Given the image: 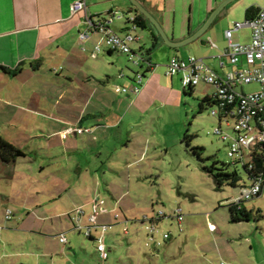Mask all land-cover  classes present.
Instances as JSON below:
<instances>
[{
	"label": "rangeland",
	"instance_id": "1",
	"mask_svg": "<svg viewBox=\"0 0 264 264\" xmlns=\"http://www.w3.org/2000/svg\"><path fill=\"white\" fill-rule=\"evenodd\" d=\"M253 1L257 6L264 4V0ZM235 15H231V22L244 20V10L241 17ZM249 34L248 27L237 31L239 42H246ZM130 44L137 49L136 43ZM79 47L75 52L84 57L80 64L84 72H76L73 78L65 75L67 63L58 60L44 65L36 75L25 71L9 75L0 70V135L25 153L10 163L0 160V264L32 260L36 244L46 246L42 241L60 247L62 244L52 237L59 231L70 236V243L78 237L88 250L97 251V240L105 242L102 234L98 232L92 245L84 226L80 233L72 227L77 222L78 205L87 201L85 207L90 212L93 199L98 211L117 208L121 216L132 219L127 223L129 232L136 225L142 226L140 232H144L145 222H135L143 215L153 217L162 211L165 216L155 223L159 228L156 238L161 240L160 232L169 231L170 237L187 240L186 246L180 243L166 258H160L162 264H206L197 252L198 243L193 244L196 239L214 240L212 235L216 233L208 229L209 223L225 239L226 234L237 236L242 229H264V184L259 195L243 200L251 210L259 209L260 217L237 222L229 219L228 203L237 198L248 179L243 165H235L227 155L226 142L212 132L217 118L210 113V106L199 110L202 96L180 88L178 99H169V104L159 106L157 111L153 105L137 115L133 108L125 112L127 98L132 94L131 77L142 67L122 51L108 54L102 48L96 58H91L88 50L81 51ZM87 65L96 71L89 79L84 78L90 73ZM20 66L21 63L12 68ZM231 67L226 65L224 70ZM122 87L129 90L122 92ZM242 89L256 91L258 84L247 83ZM83 105L87 108L80 112ZM94 107L99 110V119H92L94 124L100 123L94 125L98 129L93 133L87 130L85 125H92L88 118L81 124V133L62 135L59 130L76 126L78 115L92 114ZM222 127L230 131L229 126ZM212 164L223 165L227 171L234 169L239 177L236 185L225 181L217 188L213 175L204 168ZM93 189L96 194L90 197ZM177 207L182 212L180 224L172 214ZM6 210H10L8 220ZM39 227L45 229L46 237L22 232ZM142 248L147 250L146 245ZM29 251L32 256L26 255ZM59 256L53 254V263H58Z\"/></svg>",
	"mask_w": 264,
	"mask_h": 264
},
{
	"label": "crops",
	"instance_id": "2",
	"mask_svg": "<svg viewBox=\"0 0 264 264\" xmlns=\"http://www.w3.org/2000/svg\"><path fill=\"white\" fill-rule=\"evenodd\" d=\"M72 1L0 0V65L12 68L21 63L20 72L25 71L28 75H36L44 65L49 66L57 60L64 61L67 63L66 77L73 78L72 75H75L76 72H84L80 66L84 62V57L76 54L77 46H80L81 51L88 50L91 58H96L97 54L103 50L107 51L105 47L103 50L101 48L99 51H93V45L101 36L96 31L90 32L84 40L79 38V32L86 29L84 15L92 18H104L108 27L116 33L119 31L120 35L126 33L136 35V38L130 43H136V50L142 51L153 63V66L145 72L146 79L141 82L140 90L137 93L132 92L127 98L129 103L125 112L133 108L136 115L143 110L150 109L153 105L156 111L159 106L166 107L169 104V99H178L180 88L184 91L180 84V74L168 75L165 72V62L170 55L181 58H186L189 55L202 57L205 63L216 72L226 71L224 70L225 66L230 64L227 59L220 56V53L223 52L227 44L224 32L231 26V15L234 13L239 18L244 10L245 19L246 7L255 5L253 0L240 2L236 0H84L85 10L76 12L71 9ZM144 12L149 13L157 21L165 32V39L161 37L157 27ZM138 14L147 20L145 28L136 25L133 28L132 24L127 21L128 17ZM239 30L233 31L232 40L239 42L237 37ZM133 49L134 47H132ZM87 69H90V73L83 76L89 79L96 71L91 70L89 65H87ZM120 75L124 77L122 72ZM199 84H203V86L196 89ZM93 90L98 91L99 89L94 87ZM213 91L214 88L211 85L200 82L193 87L191 92L205 97L211 95ZM86 108L83 105L80 112L85 111ZM93 111L94 113H87L86 116L80 113L76 126L82 127L84 119L89 118L92 125H85V127L93 133L97 128L94 125L100 124L93 122L94 119H99L96 114L99 110L94 107ZM59 131L65 135L64 129ZM95 191L93 189V194H90V197L96 194ZM86 205L88 202L84 201L77 207L83 209V212L77 216L80 225L83 217H85L84 223L87 224L86 216L89 210L86 209ZM243 206L246 207L244 203ZM248 209L250 210V208ZM115 213L118 216H115ZM143 217L147 216L143 215L141 218ZM95 220L98 225H105V229H98L99 226H97L93 229L95 232L91 230L90 235L86 237L94 245L95 236L99 233L102 234L108 252L107 259H100L97 251L84 247V242L77 239L78 237H76L75 243H70V236L67 237L68 242L60 243L58 234L64 232L59 231L52 237L62 244L60 247L57 245L53 247L42 241L46 244L44 246L39 242V245L36 244L38 249L32 260H26L23 264H56L53 263V254H61L57 258L59 260L57 264H137V262L138 264H162L160 258H166L168 252L172 249L175 250L177 246L181 245L180 243L183 244V247L187 243V240L180 236L170 237V232L167 231L169 238L162 237L161 240L158 238L159 244H146L145 226H143L144 232H140L142 226L137 227V225L129 232L127 223L132 219L124 214L121 216L117 208L108 212H103L100 209L95 215ZM138 221L135 224L141 225L145 222L140 219ZM177 223L180 224V222ZM75 226L76 223H73L74 231L80 233V229ZM179 229H181L180 226ZM208 229L216 233L212 235L214 240L209 242L196 239L193 244L198 243L199 250L197 252H199V257L206 261V264H212L210 262H215L214 264H264L263 227L255 226L253 231L242 229L238 231L237 236L226 234V239L225 235L217 231L213 223L208 224ZM43 230L45 229L41 227L38 230L25 228L22 232L29 231L31 234L46 237V232ZM140 233H142V237ZM143 236H145V244ZM107 237L108 239H106ZM143 245L147 246V250L142 248ZM64 248L66 251L63 255ZM32 254V251H29L26 255L32 256ZM44 258L48 261L46 262Z\"/></svg>",
	"mask_w": 264,
	"mask_h": 264
},
{
	"label": "built area",
	"instance_id": "3",
	"mask_svg": "<svg viewBox=\"0 0 264 264\" xmlns=\"http://www.w3.org/2000/svg\"><path fill=\"white\" fill-rule=\"evenodd\" d=\"M86 3L84 0H73L71 9L73 11L85 10ZM133 16L127 18L133 23ZM86 29L79 32V38L84 40L90 32L100 33L99 39L93 46V51H99L105 47L110 51H122L133 60L135 64L142 67V71L136 70L130 90L137 93L140 90L141 82L144 78V71L150 69L153 63L140 50H132L130 42L136 38L133 33L118 34L108 27L104 18H92L84 15ZM244 27L250 28V36L247 42L241 43L232 40L233 31ZM227 44L221 57L227 59L232 66L223 73H218L211 69L205 63L202 57L194 55L181 58L170 55L165 62V72L168 75L180 74L181 86H195L200 82L211 85L214 88L212 93L213 104L210 107V113L217 118V125L213 128V133L217 134L228 147L227 155L232 157L234 164H247V168L252 170L248 174V182L239 189L237 198L232 199L233 203L238 204L241 200L251 199L261 193L264 184V169L262 171H253L252 157L264 152V4L258 6L256 14L252 17L245 18L242 21L234 20L231 26L225 30ZM258 84L256 91H243V85L247 83ZM239 88V89H238ZM118 89V88H117ZM125 92L127 89L122 87ZM230 127L226 131L222 125ZM82 127L69 126L64 132L73 131V133L82 132ZM96 199L91 203V210L87 214V224H79L77 219L76 228L85 227L86 236L90 235L92 227L98 225L95 220V214L98 211ZM77 208L76 213L79 215L83 211ZM158 214H161L159 212ZM177 222L182 219L181 208H176L172 213ZM118 216L117 213L114 214ZM5 218H10V210L5 211ZM146 244H159L155 234L158 227L154 222L146 221L145 224ZM161 231V230H159ZM162 237H168V232H160ZM61 243L67 242V236L64 233L58 235ZM102 238L96 243V250L102 259L107 256V249Z\"/></svg>",
	"mask_w": 264,
	"mask_h": 264
},
{
	"label": "trees",
	"instance_id": "4",
	"mask_svg": "<svg viewBox=\"0 0 264 264\" xmlns=\"http://www.w3.org/2000/svg\"><path fill=\"white\" fill-rule=\"evenodd\" d=\"M257 10H258V6H255L253 4L247 6L246 9H245L246 18L252 17L254 14H256ZM133 18H134L133 19V23L136 26H139L140 28H145L146 27V21L147 20L143 16H141V14L133 16ZM146 51L148 52V50H146ZM107 52H111V51L107 50ZM19 69H20L19 67L11 69L8 66L0 65V70L4 71L6 73H9V75H15L16 71H19ZM148 70L149 69H146L144 71V75H145V72H147ZM131 78L133 80V77H131ZM193 87L194 86H189V87L186 86V87H183V89H184V91H187V92L191 93ZM212 104H213L212 94L208 95V96H205V97L203 96L199 100V110H201L202 107H204L205 105H208V106L211 107ZM186 137H187V135L184 134L185 140L187 139ZM197 148H202V146L201 147L198 146ZM19 155H25L23 150H21L20 148L14 146L9 141H7V139H5L4 137H2L0 135V160L3 161V162H6V163H10V162L14 161V159H16V157L19 156ZM251 160H252L251 161L252 164L254 165L253 166V171L254 172L262 171L264 169V152L259 154V155L255 154L252 157ZM247 166H248L247 164H244L242 166L244 168V170H245L246 176H248V174H251V172H252V170L248 169ZM204 168L213 175V177L215 179L214 182L216 183L217 188H219L221 186V184L223 182H225V181L228 184L235 186L236 182H238V180H239L237 172L234 169H232V171H227L224 168L223 165H221V167H218V166H215V164H212L211 166L204 167ZM177 208H180V207H177ZM228 208H229V211H230L229 219H230V221H233V222H237V221H241V220H256L261 215V212H260L259 209H257L256 211H253V210H251V209L249 210L248 208L243 206V200L239 201L238 204L233 203L232 201L229 202L228 203ZM174 210H173V213H174ZM160 212H161V214H158L159 212H156L153 217H146V218L143 217L140 220L142 222L143 221H145V222L146 221H151V222L157 223L158 221H160L161 217L165 216L162 211H160ZM165 238H169V234H168V237H165ZM67 242H68V238H67ZM65 243H62V244H65ZM106 258H107V256H106Z\"/></svg>",
	"mask_w": 264,
	"mask_h": 264
},
{
	"label": "water",
	"instance_id": "5",
	"mask_svg": "<svg viewBox=\"0 0 264 264\" xmlns=\"http://www.w3.org/2000/svg\"><path fill=\"white\" fill-rule=\"evenodd\" d=\"M148 18L151 20V22L157 27V30L160 32L159 34L161 35L162 38H166L165 32L161 29V27L158 25L157 21L149 14L144 12Z\"/></svg>",
	"mask_w": 264,
	"mask_h": 264
}]
</instances>
